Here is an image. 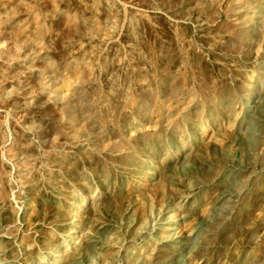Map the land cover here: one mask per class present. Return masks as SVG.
I'll use <instances>...</instances> for the list:
<instances>
[{
  "label": "rangeland",
  "instance_id": "1",
  "mask_svg": "<svg viewBox=\"0 0 264 264\" xmlns=\"http://www.w3.org/2000/svg\"><path fill=\"white\" fill-rule=\"evenodd\" d=\"M0 264H264V0H0Z\"/></svg>",
  "mask_w": 264,
  "mask_h": 264
},
{
  "label": "bare ground",
  "instance_id": "2",
  "mask_svg": "<svg viewBox=\"0 0 264 264\" xmlns=\"http://www.w3.org/2000/svg\"><path fill=\"white\" fill-rule=\"evenodd\" d=\"M2 150V149H1ZM8 153H10V151L8 152ZM13 153H15V150H14V152ZM13 155H15V154H13ZM3 175V174H2ZM13 190V189H12ZM12 195V194H11ZM10 209H12V207L10 208ZM17 219H18V217H17Z\"/></svg>",
  "mask_w": 264,
  "mask_h": 264
}]
</instances>
